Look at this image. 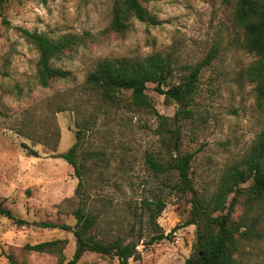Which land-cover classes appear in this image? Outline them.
I'll return each instance as SVG.
<instances>
[{
    "label": "rangeland",
    "instance_id": "rangeland-1",
    "mask_svg": "<svg viewBox=\"0 0 264 264\" xmlns=\"http://www.w3.org/2000/svg\"><path fill=\"white\" fill-rule=\"evenodd\" d=\"M116 1L4 0L0 7V204L30 223L18 225L0 214V264H65L75 252V235L39 223L75 225L79 206L97 217L90 233L98 239L138 245L140 255L128 264H184L196 240L197 226L187 224L192 193H178L177 174L156 172L147 156L167 165L171 131L177 130L179 150L195 153L194 186L209 197L264 132V101L257 100L247 76L258 56L243 46L237 0H143L159 23L132 18L124 33L110 30ZM25 30L83 38L53 60L69 71L67 78L48 87L39 83V52ZM213 50L189 114L167 102L152 82L147 93L154 108L136 105L125 89L105 100L86 84L102 59L160 53L176 68L166 88ZM78 131L82 178L62 157ZM251 183L241 184L244 190L227 200L234 201L233 222L251 233L239 240L235 256L243 264H264V199H251ZM159 199L166 207L154 220L145 202ZM161 232L167 237L149 243ZM53 240L58 243L52 250L30 248ZM77 264H119V259L88 251Z\"/></svg>",
    "mask_w": 264,
    "mask_h": 264
},
{
    "label": "trees",
    "instance_id": "trees-1",
    "mask_svg": "<svg viewBox=\"0 0 264 264\" xmlns=\"http://www.w3.org/2000/svg\"><path fill=\"white\" fill-rule=\"evenodd\" d=\"M3 2L4 0H0V7ZM132 18L149 24L159 23L157 16L151 12L143 0H117L112 10L110 30L121 33L128 31ZM235 18L243 30V46L258 56V59L249 66L247 76L255 83L257 100L263 102L264 0H237ZM25 35L38 49L37 78L43 87H48L55 79H65L69 76V71L54 66L53 60L59 58L66 49L84 42L83 38L71 34L52 38L44 33L29 30H25ZM215 56L216 51L213 50L201 62L188 66L187 72L180 76L179 81L166 88L165 85L175 77L176 70L168 55L153 53L146 57L105 58L87 74L86 84L105 100H114L118 93L125 89L131 91L132 100L136 105L154 108L153 101L147 93V84L152 82L156 84L155 89L165 95L167 102L179 103L182 106L181 110L189 114L187 106L197 90L200 72ZM178 114L179 112L176 116ZM171 133L173 151L168 164L163 165L152 155L147 156V162L156 172H175L178 182L174 186L178 193H192L191 218L187 224L197 226L196 240L193 252L184 264H243L235 254L239 240L248 238L251 233L249 230H241L242 225L233 222L231 212L234 201L232 200L228 205L227 200L231 193L238 194L244 190L240 185L248 181H252L248 187L251 199L253 201L264 199V132L258 136L251 153L239 163L228 168L219 187L209 197L198 192L191 177L190 169L195 153L191 151L182 153L179 150L180 133L177 130H172ZM76 136L77 141L62 154V157L73 165L77 175L82 178L83 173L76 158L81 132L78 131ZM145 204L152 211L151 216L154 220L166 207V202L160 199L146 201ZM0 214L12 219L18 225L30 224L29 221L16 217L2 204H0ZM74 214L75 225L39 223L43 227L61 228L75 235V252L65 264H77L88 251L116 256L119 264H128L131 258H138L140 255L138 245L134 241L124 242L121 238L103 241L91 234L90 230L96 224L97 217L91 212H86L85 207L79 206ZM165 237L167 235L163 232L155 233L149 243L159 242ZM57 243L58 240L44 241L31 245L30 248L42 252L52 250Z\"/></svg>",
    "mask_w": 264,
    "mask_h": 264
}]
</instances>
